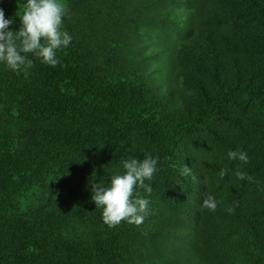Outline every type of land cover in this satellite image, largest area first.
<instances>
[{"label":"trees","instance_id":"16d2710c","mask_svg":"<svg viewBox=\"0 0 264 264\" xmlns=\"http://www.w3.org/2000/svg\"><path fill=\"white\" fill-rule=\"evenodd\" d=\"M134 1V16L147 9L145 18L190 38H167L147 54L143 35H153L136 31L131 47L118 45L125 60L98 66L71 35L54 67L31 55L27 74L0 63V264H264V0H231L233 13L209 6L197 18L195 0ZM25 3L0 0L10 30ZM232 16L246 28L230 32L223 22ZM198 132L228 152L249 148L248 163L229 165L253 180L225 191L199 184L184 147L185 134ZM145 154L159 157L145 181L151 194L139 190L148 215L109 228L92 183L106 186L123 160ZM206 195L214 212L201 206Z\"/></svg>","mask_w":264,"mask_h":264},{"label":"clouds","instance_id":"9594fccd","mask_svg":"<svg viewBox=\"0 0 264 264\" xmlns=\"http://www.w3.org/2000/svg\"><path fill=\"white\" fill-rule=\"evenodd\" d=\"M68 11L63 0H26L22 14L16 15L20 21L18 30H10L13 19L6 18L0 7V63L17 74L22 71L27 74V69L33 67L29 55L49 66L58 65L57 50L67 48L72 41V36L63 26ZM228 158L248 163V155L243 151H229ZM158 160L159 157L154 158L151 154H145L143 159L123 160L124 171L111 174L106 186L92 183L91 200L95 208L102 209V220L109 228L122 222L136 226L143 223L148 215L149 201L142 197L139 190L151 194L152 188L145 181L152 180L157 173ZM227 172V168L221 169L220 177H225ZM180 174L192 176V169L182 165ZM236 176L241 180H253L252 176L240 171L236 172ZM192 178L195 180V176ZM201 206L214 212L218 202L214 196L206 195ZM233 210L227 209L230 213Z\"/></svg>","mask_w":264,"mask_h":264},{"label":"rangeland","instance_id":"374dc122","mask_svg":"<svg viewBox=\"0 0 264 264\" xmlns=\"http://www.w3.org/2000/svg\"><path fill=\"white\" fill-rule=\"evenodd\" d=\"M131 1L134 0H63L69 10L63 20L64 29L70 35H79V38L92 47V62L96 65L107 66L112 63H121L123 59L125 60L126 58L121 55L123 51L119 52L118 45L121 42V38H124L128 46L131 47L133 39L130 35L136 31L147 29L153 35L152 37L148 34L143 35V41L147 49L146 53H150L156 46H163V41L167 38L176 40L190 38L188 33L179 30L177 27L167 25L163 27L153 23L147 17L145 18L147 9L142 14L134 16V11L131 10ZM134 2H137V0ZM193 5L196 8V11H194L196 18L200 15H207L209 6L220 7L222 11H227V13H233L234 10V3L231 0H195ZM242 21V18L239 19L237 16H232L223 23L232 32L239 31V27L246 28V25H242ZM195 24L203 25L207 24V22H195ZM250 27L253 29L255 26L251 25L248 29ZM136 51L134 50V52ZM145 60L149 65L163 64L161 58H157L154 55L152 57L147 55ZM156 80L161 81V78L152 76V81ZM179 87L190 93V95L195 96L196 94L187 85L180 84ZM230 115H232L231 110ZM243 115L244 113L239 116L243 118ZM225 133L230 136L232 131L227 130ZM184 147L189 154L190 162L199 171V184L206 186L210 190L219 188L221 191H225L226 186L232 183L234 185L237 184V187L241 186L240 180L236 176V171L229 165L228 151L224 144L214 141L207 133L198 132L196 134H185ZM243 152L247 153L248 160L252 157V152L249 151V148ZM223 168H227L228 172L225 177L221 178L219 172ZM159 207L163 211L167 209L164 198L159 200ZM261 212L264 217V206L261 207Z\"/></svg>","mask_w":264,"mask_h":264}]
</instances>
